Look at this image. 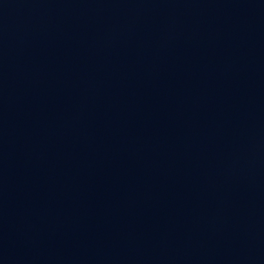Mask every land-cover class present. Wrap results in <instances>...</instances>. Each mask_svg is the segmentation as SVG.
Here are the masks:
<instances>
[{
    "label": "water",
    "instance_id": "water-1",
    "mask_svg": "<svg viewBox=\"0 0 264 264\" xmlns=\"http://www.w3.org/2000/svg\"><path fill=\"white\" fill-rule=\"evenodd\" d=\"M261 231L264 0L0 1V264Z\"/></svg>",
    "mask_w": 264,
    "mask_h": 264
}]
</instances>
